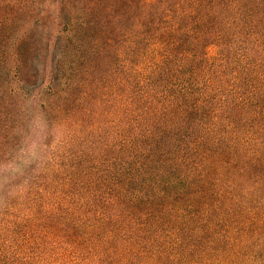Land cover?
Wrapping results in <instances>:
<instances>
[{
	"label": "trees",
	"instance_id": "obj_1",
	"mask_svg": "<svg viewBox=\"0 0 264 264\" xmlns=\"http://www.w3.org/2000/svg\"><path fill=\"white\" fill-rule=\"evenodd\" d=\"M0 264H264V0H0Z\"/></svg>",
	"mask_w": 264,
	"mask_h": 264
}]
</instances>
